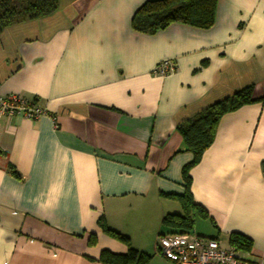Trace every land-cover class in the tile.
Returning a JSON list of instances; mask_svg holds the SVG:
<instances>
[{
  "label": "crops",
  "instance_id": "crops-1",
  "mask_svg": "<svg viewBox=\"0 0 264 264\" xmlns=\"http://www.w3.org/2000/svg\"><path fill=\"white\" fill-rule=\"evenodd\" d=\"M145 1L59 0L1 33L0 95L46 114L0 119V264H103L129 246L172 264L155 244L163 216L183 213L165 196L184 193L192 160L177 127L247 86L255 101L220 118L188 172L190 231L222 247L239 233L264 264V0H217L211 27L151 35L131 26ZM162 61L174 70L154 75Z\"/></svg>",
  "mask_w": 264,
  "mask_h": 264
},
{
  "label": "trees",
  "instance_id": "trees-1",
  "mask_svg": "<svg viewBox=\"0 0 264 264\" xmlns=\"http://www.w3.org/2000/svg\"><path fill=\"white\" fill-rule=\"evenodd\" d=\"M216 2L217 0H146L134 12L131 26L136 32L149 35L173 23L207 29L214 22ZM58 7L59 0H0V35L12 25L51 15ZM259 100L262 101L263 98ZM32 101L37 102V99L33 98ZM254 101L252 87L247 86L230 96L211 103L178 125L181 147L177 152H190L192 160L185 164L181 170L185 186L184 193L165 195L178 200L183 209L182 214L171 213L163 216L161 227L167 234L188 232L193 227L190 210L194 205L188 191L190 184L188 172L212 143L220 118L225 113L235 111ZM262 168L264 172V161H262ZM9 170L12 174H16L12 166H9ZM201 215L205 216L202 212ZM99 225L105 232L129 245L128 238L108 229L102 217L99 219ZM160 234L166 233L161 232ZM229 244L236 249L248 250L250 240L239 233H231ZM149 258V255L138 252L130 246L124 254H114L103 250L99 255V261L103 264H146Z\"/></svg>",
  "mask_w": 264,
  "mask_h": 264
},
{
  "label": "built area",
  "instance_id": "built-area-1",
  "mask_svg": "<svg viewBox=\"0 0 264 264\" xmlns=\"http://www.w3.org/2000/svg\"><path fill=\"white\" fill-rule=\"evenodd\" d=\"M173 70L171 61H162L152 73L166 76ZM45 114L46 111L32 99L16 94L0 95V119L13 115L37 119ZM155 251L172 264H260L247 260L232 246L222 247L217 239L201 237L191 231L159 234Z\"/></svg>",
  "mask_w": 264,
  "mask_h": 264
},
{
  "label": "rangeland",
  "instance_id": "rangeland-1",
  "mask_svg": "<svg viewBox=\"0 0 264 264\" xmlns=\"http://www.w3.org/2000/svg\"><path fill=\"white\" fill-rule=\"evenodd\" d=\"M67 2H69V0H61V4L63 6H65V4H67ZM61 11L65 12L63 9H61Z\"/></svg>",
  "mask_w": 264,
  "mask_h": 264
}]
</instances>
